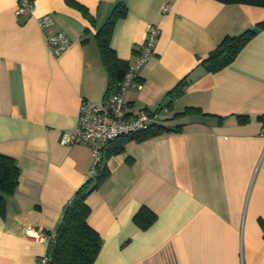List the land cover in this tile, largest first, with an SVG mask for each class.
Instances as JSON below:
<instances>
[{
    "label": "crops",
    "instance_id": "1",
    "mask_svg": "<svg viewBox=\"0 0 264 264\" xmlns=\"http://www.w3.org/2000/svg\"><path fill=\"white\" fill-rule=\"evenodd\" d=\"M76 1L94 23L65 0H34L27 14L16 13V0H0V152L20 169L0 214V264H38L48 240L26 229L54 231L76 189L95 175L90 147L62 144L60 136L75 129L84 100L106 93L95 32L119 2L127 13L110 43L128 66L148 26L159 30L136 70L139 85L123 93L125 118L145 110L158 124L181 127L126 140L104 159L108 175L85 199L87 221L102 239L93 264H264V7ZM42 13L54 19L43 28ZM260 23L228 65L210 72L200 64L224 36ZM59 31L70 45L53 56L46 38ZM184 79L182 93L167 95ZM186 107L211 115L173 116ZM142 208L155 215L145 227L135 218Z\"/></svg>",
    "mask_w": 264,
    "mask_h": 264
},
{
    "label": "trees",
    "instance_id": "2",
    "mask_svg": "<svg viewBox=\"0 0 264 264\" xmlns=\"http://www.w3.org/2000/svg\"><path fill=\"white\" fill-rule=\"evenodd\" d=\"M66 3L77 10L82 15L94 23V19L88 8L76 0H65ZM222 2H242L255 4L264 7V0H219ZM127 13V7L124 3L115 4L105 19V21L97 27L95 32V40L100 53L103 66L108 72L109 80L106 93H115L119 90L120 81L123 79L128 70V62L120 59L115 50L111 47V36L114 25L119 18ZM260 23L254 28L246 29L237 35H226L212 49L208 56L201 61V65L210 72L217 71L228 65L246 42L256 33L257 28L262 26ZM185 79L180 81L172 91L167 95L170 97L177 96L183 92ZM170 103V102H169ZM169 105V104H168ZM197 113L201 116H210V113L204 112L199 107H186L182 112H175L173 116L187 113ZM243 119V118H242ZM181 125L167 127L158 124L156 121L149 124L145 129L127 136H121L114 139L104 152L103 160L111 154L120 151L122 144L126 140L133 139L141 141L147 137L157 135L163 131H178ZM118 140V142H117ZM116 144H112L115 143ZM20 169L15 159L9 155L0 152V214L4 215L6 210V197L11 195L18 183ZM108 175L106 166L103 164L95 171L93 177H89L80 187L76 189L70 201L62 210L60 221L54 231H46L50 235L47 243L46 255L49 258V264H93L101 246L100 234L89 225L87 218L90 208L86 204L87 195L99 186L103 179ZM144 213H148L144 216ZM155 215L148 209H140L135 218L140 221L142 227L149 224Z\"/></svg>",
    "mask_w": 264,
    "mask_h": 264
},
{
    "label": "built area",
    "instance_id": "3",
    "mask_svg": "<svg viewBox=\"0 0 264 264\" xmlns=\"http://www.w3.org/2000/svg\"><path fill=\"white\" fill-rule=\"evenodd\" d=\"M167 6H163V10ZM35 9L34 0H16V13H32ZM40 27H46L53 23V16L50 13H42L38 17ZM159 30L154 25H149L143 42L137 47L136 62L128 67L123 79L120 81L119 90L108 94L101 101L93 102L84 100L81 103L75 129L64 130L60 136V143H84L90 147L92 154V170L104 164L103 155L108 145L116 138L135 134L145 129L154 122V113L141 110L132 119L125 118L124 91L136 82L137 68L153 53V47ZM48 51L53 56H59L70 45L68 36L62 32H56L46 38ZM26 234L36 240L49 239L50 235L41 229L28 227ZM38 264H49L46 254L40 256Z\"/></svg>",
    "mask_w": 264,
    "mask_h": 264
}]
</instances>
